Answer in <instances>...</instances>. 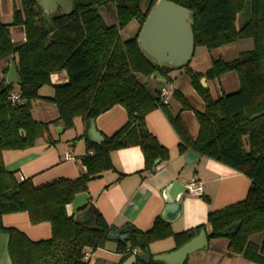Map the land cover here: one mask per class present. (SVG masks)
<instances>
[{
    "label": "trees",
    "instance_id": "trees-1",
    "mask_svg": "<svg viewBox=\"0 0 264 264\" xmlns=\"http://www.w3.org/2000/svg\"><path fill=\"white\" fill-rule=\"evenodd\" d=\"M169 1L190 11L195 48L212 49L242 38H251L254 43L252 50L240 53L234 60L213 61L204 73L194 71L189 63L180 67L205 102L204 112L195 111L200 124L196 139L180 113H171L161 93L153 96L137 77H151L158 71L169 80L168 73L175 69L161 67L139 47V32L157 0H149L145 11L143 0H73L69 14L60 10L47 14L36 0H20V7L14 6L12 22L0 20V60L13 56L21 80L17 91L20 103L11 101L15 85L0 82V232L10 235L13 264H89L84 261L85 251L103 248L115 226L95 210L93 226L85 227L68 214L67 205L87 190L90 181L113 169L114 150L139 146L145 159L143 172H152L157 159H169V149L146 125L147 114L158 108L164 111L180 139V154L194 150L250 178L252 185L244 200L208 214V239L227 238L229 254H241L247 260L264 264V0ZM107 2L116 6V24H105L98 9ZM240 17L243 21L239 24ZM132 20L139 22V31L122 40L120 31ZM12 26L23 28L24 42L12 39ZM61 70L67 71L69 81L54 85L53 97H42L40 88L52 84L51 74ZM229 71L237 73L239 90L213 98L200 79L219 78ZM173 96L182 110L193 109L178 89ZM37 99L56 104L59 117L49 122L37 121L32 115V102ZM115 105L127 110L125 125L101 144L89 141L86 135L92 121ZM77 117L86 127L88 151L82 158L85 174L35 185L31 178L19 181L15 172L6 167L4 150L29 148L49 134L51 124L61 122L65 128H72ZM87 208L88 205L83 206L79 212ZM17 212H27L31 224L49 222L51 237L32 240L20 229L5 227L3 216ZM204 227L202 224L174 232L170 222L158 216L150 229L133 228L128 240H117L119 263L135 251L143 253L152 242L168 237L174 239L178 249ZM256 235L260 242L253 240Z\"/></svg>",
    "mask_w": 264,
    "mask_h": 264
},
{
    "label": "crops",
    "instance_id": "crops-1",
    "mask_svg": "<svg viewBox=\"0 0 264 264\" xmlns=\"http://www.w3.org/2000/svg\"><path fill=\"white\" fill-rule=\"evenodd\" d=\"M20 4V0H0V20L6 16L5 18L10 20L5 23H11L14 6ZM147 7L148 4L142 9L145 11ZM101 16L104 18L103 14ZM242 21L243 18L240 17L239 24ZM116 23L117 18L108 25ZM139 28V22L132 20L120 31L122 40L134 37ZM11 31L12 39L16 43L25 41L26 35L23 28L12 26ZM253 47L254 43L251 38H242L212 49L199 46L194 49L189 66L194 71L204 73L212 66L213 61L234 60L239 57L240 53L250 51ZM11 66L17 71L13 56L0 60V82L5 80L7 83L8 78H14ZM137 77L146 83L153 96L161 93L163 89L168 91L161 97L168 104L171 113H180L191 136L196 139L200 124L195 111L204 112L205 102L193 87L184 68L172 69L168 73L169 80L161 74L159 77L153 74L151 77L137 74ZM68 81L66 70L55 72L51 74L52 84L41 87L39 94L42 97H53L54 85ZM200 81L215 99L236 92L240 88L239 77L235 71L226 72L214 79L202 77ZM14 85L15 92H17L19 84ZM175 89L184 95L193 109L182 110L181 103L173 96ZM32 115L37 121L49 122L59 117V110L56 104L37 99L32 102ZM127 120L128 113L125 107L115 105L92 121L86 137L93 143L101 144L107 136L114 134L124 126ZM146 125L161 144L169 149V159L163 161L156 171L143 172L145 159L139 146L112 151L113 169L103 172L99 178L90 181L87 190L78 193L73 202L67 205L68 214L75 216L81 207L86 205L89 207L92 203L95 210L109 225L115 226V229L131 226L134 229L148 230L152 227L155 218L158 216L164 218L166 207L164 192L170 183L178 180L185 184L192 177H196L203 182L204 194L195 196L185 189L181 197L183 204L180 213L168 222L174 232L205 224L203 229L208 235L211 232V226L207 223L208 214L244 200L252 185L250 178L201 154L197 161L188 163L185 154L179 153L180 139L162 109L158 108L147 114ZM85 133V123L80 117L75 118L72 128H65L61 122L53 123L50 125L49 134L37 139L33 146L26 149L4 150L5 165L15 172L19 181L31 178L35 185L61 177L77 178L87 172L82 161L88 151ZM3 224L5 227L20 229L32 240L48 239L52 235L49 222L31 224L27 212L5 214ZM253 240L260 242L261 239L259 235H256ZM228 243L227 238L211 239L207 248H201L195 252L210 251V255L214 259L217 258L216 264H257L247 260L241 254H229ZM116 247L117 240L108 239L103 248L91 252V257L97 255L96 262L99 263L119 264L121 254L116 252ZM173 250H175V241L172 237L154 241L149 246L152 255ZM200 258V263L204 264L203 259L206 258V254Z\"/></svg>",
    "mask_w": 264,
    "mask_h": 264
},
{
    "label": "water",
    "instance_id": "water-1",
    "mask_svg": "<svg viewBox=\"0 0 264 264\" xmlns=\"http://www.w3.org/2000/svg\"><path fill=\"white\" fill-rule=\"evenodd\" d=\"M40 7L47 13L53 14L60 10L62 14H69L73 10V0H36ZM193 18L190 11L184 6L169 0H157L151 8L139 35L138 43L141 50L152 61L161 67L169 66L180 68L189 63L194 53L195 42L193 33ZM14 78H8L7 83L20 84L21 80L17 71L11 66ZM160 76L157 71L153 76ZM188 163H193L200 158V153L188 150L185 153ZM161 159L155 161L153 171L162 164ZM185 192V184L175 180L170 183L164 192L166 195V207L163 215L169 221L177 216L182 209L181 197ZM95 206H90L77 213L74 220L85 226L92 227L94 223ZM133 227L126 226L122 229L110 230L107 239L126 241L131 237ZM10 235L0 232V264H13L9 252ZM209 246V239L205 229L178 249L168 253L152 255L147 248L143 253L132 254L119 264H136L142 261L150 264L157 261L164 264H184L191 253ZM104 264V263H93Z\"/></svg>",
    "mask_w": 264,
    "mask_h": 264
},
{
    "label": "rangeland",
    "instance_id": "rangeland-1",
    "mask_svg": "<svg viewBox=\"0 0 264 264\" xmlns=\"http://www.w3.org/2000/svg\"><path fill=\"white\" fill-rule=\"evenodd\" d=\"M149 3V0H143L142 3V8H145L147 6V4ZM20 7V5H19ZM99 11L101 14H103L104 18V22L105 24H109L111 22H113L116 18H117V10H116V6L113 2H107L101 6H99ZM146 10V9H145ZM6 16H4L3 18H1L2 22H8L10 19L9 18H5ZM124 36H126V34H124ZM94 252V251H91ZM210 251H197L193 254L190 255V257L188 258L187 264H201V258L203 257L204 254H206V258L203 259L204 264H216L217 263V258L214 259L213 256L210 255L209 253ZM99 254V252H98ZM97 259V255L91 257L89 259V263L92 264L94 262H96Z\"/></svg>",
    "mask_w": 264,
    "mask_h": 264
},
{
    "label": "built area",
    "instance_id": "built-area-1",
    "mask_svg": "<svg viewBox=\"0 0 264 264\" xmlns=\"http://www.w3.org/2000/svg\"><path fill=\"white\" fill-rule=\"evenodd\" d=\"M167 93L168 91L166 89H163L161 91L162 96L166 95ZM11 101L20 103L21 102L20 93L19 92L12 93ZM185 189L188 193L195 196H202L204 194L203 182L196 177H192L187 183H185ZM135 254H137V251H135ZM90 257H91V251L87 249L84 253V261L88 262Z\"/></svg>",
    "mask_w": 264,
    "mask_h": 264
}]
</instances>
